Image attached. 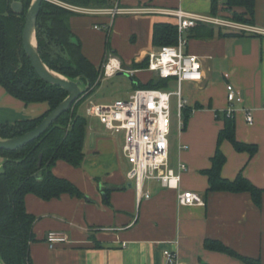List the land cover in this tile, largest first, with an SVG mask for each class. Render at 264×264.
Here are the masks:
<instances>
[{
    "label": "crops",
    "instance_id": "1",
    "mask_svg": "<svg viewBox=\"0 0 264 264\" xmlns=\"http://www.w3.org/2000/svg\"><path fill=\"white\" fill-rule=\"evenodd\" d=\"M134 2L137 3L135 6L180 7L195 14L225 19L231 16V10L223 9L220 1L215 15L210 13V0ZM121 5L129 6L125 1ZM149 14L157 15V20L175 23L171 16ZM115 18L105 36L114 33ZM99 23L106 27L109 20L100 18L92 28L99 30L94 28ZM69 26L80 39L82 53L94 64L101 63L104 53L98 62L101 49L100 53L94 54L85 46L74 15L69 17ZM214 26L215 35L212 37L187 38L186 51L199 57L203 79L186 81L182 85L185 108L190 110V116L182 129L176 123L174 154L169 141L168 155L171 168L176 169L179 161L186 165L178 190L199 193L203 203L180 205L176 198L178 190L164 188L156 181L144 184L143 190L148 191L150 197L138 202L135 184L126 179L128 164L121 154L123 143L116 144V137L105 128L96 132L86 127L84 150L93 151V156L87 157L86 165L95 166L101 152H105L109 167L101 171H88L87 168L81 171L82 166L73 167L58 160L53 172L71 180L85 197L64 193L44 200L33 193L25 195L26 210L36 216L33 223L36 240L29 247L32 264H169L163 255L164 250L177 253L176 263L245 264L234 256L206 249L203 245L205 238L219 240L239 254L259 258L264 263V191L259 206L247 191L206 192L207 177L201 172L210 166L217 134L223 126L222 116L218 115L228 106L226 84L231 83L242 98L241 102L232 103L236 138L255 143L257 151L249 156L223 140L220 149L226 160L221 174L234 178L241 171L253 184L264 189V0H254L251 26L259 31ZM219 30L221 33H238L219 35ZM114 49L116 52H110L107 63L112 66L120 63L126 68L150 53L146 47L135 51L136 46L133 51L121 54ZM93 56L97 57L94 59ZM140 70L134 69L130 75L136 76ZM170 82L175 84L172 79ZM47 109L46 102L25 104L0 85V122L32 118ZM246 110L253 112L252 124L245 120ZM2 161L0 157V170ZM99 183L114 188L109 193V202H105ZM49 230L64 232L67 242L49 247L45 240Z\"/></svg>",
    "mask_w": 264,
    "mask_h": 264
},
{
    "label": "trees",
    "instance_id": "2",
    "mask_svg": "<svg viewBox=\"0 0 264 264\" xmlns=\"http://www.w3.org/2000/svg\"><path fill=\"white\" fill-rule=\"evenodd\" d=\"M14 0H0V85L12 96L25 104L46 102L48 109L42 114L15 122H0L1 137H15L33 129L43 117L66 96L67 91L44 81L32 67L24 52L21 33L25 12L30 0H19L23 11L14 13L10 3ZM73 5L101 7L111 4V0H61ZM219 1L223 9H230L228 19L244 23H253L254 0H210V13L215 15ZM78 14L57 3L43 0L37 17V42L42 60L52 69L69 76L79 77L86 91L62 113L36 139L24 146L5 150L0 148L2 166L0 170V258L6 264H32L29 247L36 240L33 223L36 216L26 210L25 195L33 193L44 200L60 197L62 194L83 198L85 194L68 178L56 175L53 166L63 160L73 167H80L85 158L84 143L86 139V118L78 111L79 104L86 99L99 85L104 76L102 64L108 59L105 51L101 63L94 64L81 50L80 39L69 26V17ZM214 25L198 22L186 29L188 37H212ZM238 32L218 31L219 35H230ZM177 41V26L169 20H157L152 25L151 42L154 47L172 45ZM105 47L109 50V34L105 36ZM111 52H116L111 50ZM109 51V52H110ZM148 56L140 62H132L129 68L145 69ZM171 78L153 76L145 82L133 76V88L166 89ZM199 107V106H198ZM218 115V112H217ZM184 126L190 116V110H181ZM223 126L219 129L216 147L210 158V166L201 172L207 177L208 191H230L250 193L253 202L259 206L264 191L253 184L241 171L234 178L221 174L226 157L220 149L223 140L231 143L239 152L252 156L257 151L255 143L238 140L235 135L234 114L226 111L219 113ZM103 192L105 202H109V193L114 188L98 184ZM206 249L234 256L245 264H264L259 258L242 255L229 248L219 240L205 238ZM209 264V263H203Z\"/></svg>",
    "mask_w": 264,
    "mask_h": 264
},
{
    "label": "built area",
    "instance_id": "3",
    "mask_svg": "<svg viewBox=\"0 0 264 264\" xmlns=\"http://www.w3.org/2000/svg\"><path fill=\"white\" fill-rule=\"evenodd\" d=\"M57 3L76 13L104 14L110 18L126 13H154L171 16L177 26V41L172 45H163L156 52H150L146 69L160 78H171L176 87L174 91L161 88L137 87L125 99H116L109 104H94L89 100L87 114L96 117L110 134L123 133L121 154L128 164L126 179L135 184L137 201L148 199L150 194L143 190L146 182L156 181L162 187L179 189L181 173L186 165L179 161L176 169L169 166V139L171 97L175 96L177 110V125L184 126L181 110L185 106L182 94V85L186 81H200L203 79V70L197 55L186 51L187 28L198 22L213 23L220 26L237 28L240 30L259 31L253 26H242L232 21L210 15L195 14L180 7H153V6H123L121 0H111V7H85L73 5L61 0H48ZM94 28H100L98 24ZM104 64V75L110 76L117 70H124L133 74L134 69L123 68L117 63L109 68ZM227 76V74H225ZM227 115H233V102H241L239 91L231 83L226 84ZM264 107V102H263ZM245 120L253 123L252 110H246ZM177 202L180 205L202 204L203 197L192 190H178ZM45 240L49 247L57 243L67 242V235L58 230H49ZM124 245V243L122 244ZM163 255L167 263H176L177 253L164 250ZM176 264H185L183 262Z\"/></svg>",
    "mask_w": 264,
    "mask_h": 264
},
{
    "label": "rangeland",
    "instance_id": "4",
    "mask_svg": "<svg viewBox=\"0 0 264 264\" xmlns=\"http://www.w3.org/2000/svg\"><path fill=\"white\" fill-rule=\"evenodd\" d=\"M127 2L129 6H135L137 3L134 2V0H121ZM147 1V0H146ZM114 4L111 1L110 5L107 6H101V7H111ZM73 16V15H72ZM100 18H107L109 20L108 25L106 27H103V24H98L100 26L99 30L93 29V23L96 22ZM159 19L157 15L149 14V13H126L117 15L115 18V26H114V33H109V50L105 47V32L109 28L108 26L111 24L112 18L109 16H106L104 14H89V13H78L74 15V20L78 23L80 27V38L82 39L85 46L94 54H99V60L102 58V53H105V51L110 54V49L115 50L116 48L118 50V53L122 52H128L133 51V47L135 48L137 46V51L141 47H146L148 51L150 52H156L157 48L152 45L151 42V31H152V25L153 23ZM228 19V18H227ZM232 21L233 23H237L242 26H251L249 23H244L240 21H234L232 19H228ZM213 24V23H211ZM216 25V24H213ZM220 26V25H219ZM233 30L241 31L240 29H235L232 27H228ZM116 29V33H115ZM115 47H114V46ZM110 51V52H109ZM97 57V56H93ZM95 59V58H94ZM108 59L103 62L102 69L104 74V64L107 63ZM96 62V63H98ZM123 68H126L125 66ZM136 78L140 79L142 82L145 80H148L149 78L155 76L151 71L141 69L136 74ZM133 76L130 75L128 72L124 70H117L110 76H103L100 80L99 85L95 88V90L86 98L84 99L78 107V111L86 118L87 127L90 130L93 131H103L104 127L99 122V120L87 114L86 109L89 106V100L94 104H109L115 101L116 99H125L127 98L130 93L133 91ZM167 91H174L175 90V84L172 82H169L167 88ZM176 98L175 96L171 97V114H170V130L171 133L168 136V139L171 144V152L174 154V148L173 144L176 143V123H177V110H176V104H175ZM113 136H115L114 142L118 145L123 143V133H115ZM93 156V151L91 149L85 148V158L82 163V167L79 168L81 171H85L88 169V171L96 170L101 171L106 169V167L109 165L107 163L108 160H106L105 152H101V158L99 159L98 163L95 166H88L86 165L87 157ZM87 168V169H86Z\"/></svg>",
    "mask_w": 264,
    "mask_h": 264
},
{
    "label": "water",
    "instance_id": "5",
    "mask_svg": "<svg viewBox=\"0 0 264 264\" xmlns=\"http://www.w3.org/2000/svg\"><path fill=\"white\" fill-rule=\"evenodd\" d=\"M43 0H30L25 12L21 41L24 52L36 73L46 82L58 85L67 91V96L50 110L43 119L31 130L15 137H1L0 148L14 150L39 137L52 122L64 113L71 104L86 91V86L79 77L71 78L50 68L41 58L37 42V17ZM11 10L18 14L23 11V3L14 0L10 3ZM0 264H6L0 258Z\"/></svg>",
    "mask_w": 264,
    "mask_h": 264
},
{
    "label": "bare ground",
    "instance_id": "6",
    "mask_svg": "<svg viewBox=\"0 0 264 264\" xmlns=\"http://www.w3.org/2000/svg\"><path fill=\"white\" fill-rule=\"evenodd\" d=\"M109 65H110L109 68L112 67L111 63H109Z\"/></svg>",
    "mask_w": 264,
    "mask_h": 264
}]
</instances>
